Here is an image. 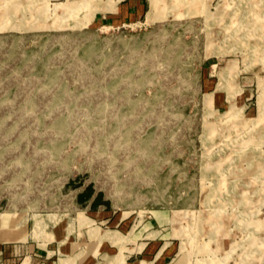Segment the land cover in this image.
Masks as SVG:
<instances>
[{"label": "rangeland", "instance_id": "rangeland-1", "mask_svg": "<svg viewBox=\"0 0 264 264\" xmlns=\"http://www.w3.org/2000/svg\"><path fill=\"white\" fill-rule=\"evenodd\" d=\"M125 1L0 0V239L164 208L188 264H264V0Z\"/></svg>", "mask_w": 264, "mask_h": 264}, {"label": "crops", "instance_id": "crops-1", "mask_svg": "<svg viewBox=\"0 0 264 264\" xmlns=\"http://www.w3.org/2000/svg\"><path fill=\"white\" fill-rule=\"evenodd\" d=\"M123 5L127 11L136 12L141 3L140 0H126ZM76 199L87 208H97L96 212L101 207H106L108 201L102 190L94 188L90 183L84 184L78 190ZM171 214V210L154 209L149 215H145L130 233L133 224L126 233L115 228L102 227L105 230L129 233L131 240L127 241L124 247L108 238V232L98 229L93 232L99 234L100 238L90 236L89 232L86 237H71L69 231L72 229L68 226L70 230L67 233L63 232V229L59 232L45 230L52 234L47 235V238L52 236L47 239L38 237L44 231L46 222L40 229L39 222L34 221L32 230L20 226L14 229L11 227L15 226V222L11 223V227L8 222L4 234L11 235V238L0 239V264H188L190 257L188 259L185 252L173 251ZM106 221L107 218L101 220ZM54 223L52 225H55ZM126 247L134 249L129 252ZM121 251L127 253L126 257L114 263L115 256Z\"/></svg>", "mask_w": 264, "mask_h": 264}, {"label": "bare ground", "instance_id": "bare-ground-1", "mask_svg": "<svg viewBox=\"0 0 264 264\" xmlns=\"http://www.w3.org/2000/svg\"><path fill=\"white\" fill-rule=\"evenodd\" d=\"M253 259V258H252Z\"/></svg>", "mask_w": 264, "mask_h": 264}]
</instances>
